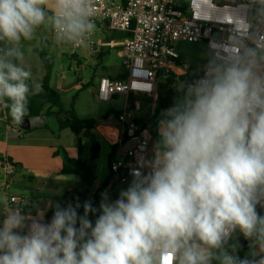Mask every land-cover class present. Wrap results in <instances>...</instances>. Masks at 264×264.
I'll return each instance as SVG.
<instances>
[{"label": "clouds", "instance_id": "9594fccd", "mask_svg": "<svg viewBox=\"0 0 264 264\" xmlns=\"http://www.w3.org/2000/svg\"><path fill=\"white\" fill-rule=\"evenodd\" d=\"M255 2L264 11V0ZM48 5L0 0V41L10 45L0 49V102L18 124L29 95L43 91L14 62L23 60L21 39L46 19L75 46L96 29L92 0H52L50 17ZM200 71L161 112L154 154L116 200L105 191L98 208L56 203L50 222L9 211L0 264H264V57L251 47L213 53ZM237 232L253 249L244 258L229 243Z\"/></svg>", "mask_w": 264, "mask_h": 264}, {"label": "built area", "instance_id": "2783aa9c", "mask_svg": "<svg viewBox=\"0 0 264 264\" xmlns=\"http://www.w3.org/2000/svg\"><path fill=\"white\" fill-rule=\"evenodd\" d=\"M92 7L95 24L129 34L121 43L125 75L120 80L100 77L96 86L99 101L110 102L116 95L124 98L115 118L117 148L109 170L111 182L125 186L148 156L152 138L149 119L155 111L159 78L183 72L174 46L202 43L210 55L217 56L245 47L264 51V11L255 0H92ZM89 36L83 37V44L95 53L97 48ZM139 96L150 99V108H140ZM15 172V164L0 157L1 193L8 192ZM6 202L17 204L18 199L9 196Z\"/></svg>", "mask_w": 264, "mask_h": 264}, {"label": "crops", "instance_id": "0c3cea01", "mask_svg": "<svg viewBox=\"0 0 264 264\" xmlns=\"http://www.w3.org/2000/svg\"><path fill=\"white\" fill-rule=\"evenodd\" d=\"M44 8L46 13L51 14V16L54 14L52 0H49V5L44 6ZM93 36H97L95 41L92 39ZM123 36L124 33L122 32H112L106 25L96 23V29L93 33H90L88 39L95 44L97 52L91 53L86 42L80 47L75 48L73 43L59 39L56 33L53 32L51 21L46 19L45 23L35 30L32 40L25 41L21 39L18 47L23 53V60L18 61L32 72V82L41 83L45 69L42 60L35 51L43 53L46 58H51L53 66L59 63L62 57L69 59V62L77 68L82 66L81 61L91 62L93 66L97 64L102 66L104 64L103 58L106 57L107 74L100 77L105 76L116 80L120 76H124L126 71L125 68L122 72L120 69V67H124L121 53ZM113 53H116V56L120 59V67H117L114 62H109ZM262 54H264V51L258 52L260 57ZM115 72L119 74H115ZM75 79L77 85L83 84L80 81L77 83L76 73ZM98 79L94 82L95 88ZM72 84L64 72L62 74H51L50 86L56 91L61 92L63 95L62 101L65 104H67L74 92ZM119 97L123 98L122 95H116L113 100L116 101ZM139 97L140 108H150V99L142 96ZM142 100L146 101L144 102L145 104L141 102ZM116 116L115 114L112 121L111 115L108 114H105L101 120L94 119L96 124L93 129L83 130L79 133L81 141L80 155L83 160H88V148L92 143H97L99 146L97 157L90 163L94 173L93 192L101 197V194L106 191L108 198H112L113 200H116V196L123 187H128L133 179L130 178L129 183L125 186L110 182L102 191H96L109 173L107 159L110 153V146L115 142L114 138L117 132L114 127ZM45 122L46 118L44 124ZM23 126V122L18 124L12 120L8 109L3 107V102H0V157L8 158L16 166V172L11 179V186L8 192H0L1 223L7 213L14 209L22 210V213L29 220L34 217L44 219L46 214L54 209L56 203L61 204L63 194L77 187L80 181L76 174H60L62 166L61 158L58 155H53L59 148H63L69 157L75 158L77 156V139L74 136L67 134L66 130L55 132L44 125L29 129H25ZM158 139L157 124L156 132L154 135L152 134L149 142L147 159H150L154 154V144ZM112 190H114V193L111 192ZM9 196L16 197L18 199L17 204L2 202L4 198H8ZM261 215H264V213H261ZM95 219H91L93 225ZM240 240L245 241L242 246L239 245ZM229 243L236 245L237 251H239V248H243L244 257L249 255L253 250L250 241L240 235L239 232L233 235ZM213 264H218V262L213 261Z\"/></svg>", "mask_w": 264, "mask_h": 264}, {"label": "trees", "instance_id": "16d2710c", "mask_svg": "<svg viewBox=\"0 0 264 264\" xmlns=\"http://www.w3.org/2000/svg\"><path fill=\"white\" fill-rule=\"evenodd\" d=\"M125 1V0H122ZM47 16H51V14L47 13ZM129 34H124L123 37H127ZM10 47V45H5L4 42L0 41V49ZM35 53L39 56L42 60L45 74L42 79V86L43 91L39 95H29L28 98V112L26 114V118L35 117V116H44L45 118L49 116H54L56 119V123L58 126V130H69L73 136L77 139V156L75 158L69 157L66 151L63 148H59L57 151L54 152L53 155H58L61 158L62 166L60 169V174H76L79 177V185L67 192H65L61 198V206L66 207L67 203L71 202L75 205L79 202L81 205L87 200H91L93 207H99V203L101 197L96 195L93 192L94 186V173L91 167V162L97 157L99 146L97 143H92L89 148V157L88 160H83L80 153H81V141L79 138V133L83 130L93 129L95 127L96 121L94 119H82L79 118L75 109L74 104L76 101L77 94L85 89L87 85H81L79 89L70 97L67 104L63 103L62 98L63 95L61 92L56 91L50 86V77L53 70V60L51 58H46L45 55L41 52L35 51ZM2 54V53H0ZM211 56V55H210ZM14 62L19 63L18 60H14ZM21 65V64H20ZM23 66V65H21ZM96 66V65H94ZM24 67V66H23ZM25 68V67H24ZM26 69V68H25ZM197 76L187 74L184 81L191 82ZM123 78V75L120 76L116 80H120ZM183 81V82H184ZM165 82V90L163 92L157 93L156 99V106L155 111L152 117L149 119L152 123L151 125V133L154 135L156 132V127L158 124L159 119L161 118V112L171 106L176 98L182 95L179 90L173 88L174 76H169L164 78ZM33 83L30 81V84ZM116 115L118 112L115 113ZM46 127V125L44 124ZM117 145L113 144L110 146V153L108 154L107 159V167H108V175L105 180L99 185L96 191H102L106 188V186L111 182L112 173L109 170L110 168V161L115 156V150ZM127 187H123L122 190H126ZM119 194L116 196L117 199ZM55 209L50 210L44 220L45 222H50L53 212ZM258 212L264 213V209L258 206ZM79 214L83 215V207L78 210ZM100 213L97 212L95 214H89V218H97ZM0 226H2L0 220ZM241 249V250H240ZM241 258L243 256V248H239V251L236 253Z\"/></svg>", "mask_w": 264, "mask_h": 264}, {"label": "rangeland", "instance_id": "374dc122", "mask_svg": "<svg viewBox=\"0 0 264 264\" xmlns=\"http://www.w3.org/2000/svg\"><path fill=\"white\" fill-rule=\"evenodd\" d=\"M44 7V6H42ZM101 35V34H100ZM97 36H93L92 39L95 41ZM175 52L179 56L182 62V71L178 72L174 76L173 88L179 90L180 84L184 81L187 74L198 76L200 74V69L204 66L209 57L210 52L207 47L202 43H189V42H179L174 46ZM264 57V54L261 55ZM106 57L103 58V65L97 64L93 66L91 62H82V66L77 68L75 65H72L69 62V59L62 57L59 63L54 64L52 74L58 73L64 74L68 77L72 85L74 86L73 94L79 89L81 84L77 85L75 83V73L77 75V83L82 82V85H87V87L81 90L76 97L74 104V109L79 118L82 119H95L101 120L105 114L111 115V121L114 120L113 117L116 112L122 107V97L117 98L116 101L102 102L99 101L96 97V88L94 82L100 78L101 75L107 74L106 67ZM109 62H114L117 67L121 66L120 59L116 56V53H113ZM124 71V67L121 68ZM115 74H119L116 73ZM164 77H160L158 80V90L157 92H163L165 90ZM72 94V95H73ZM140 97H137L139 99ZM143 104L145 100L141 101ZM68 103V102H67ZM148 114V110H146ZM45 125L47 128L58 132V126L54 116H49L46 118ZM67 134L73 136L69 130L65 129ZM90 148V147H89ZM88 148V151H89ZM114 193V190L111 191ZM110 197V196H109ZM101 201V200H100ZM109 201H114L112 198H109Z\"/></svg>", "mask_w": 264, "mask_h": 264}, {"label": "water", "instance_id": "95a60500", "mask_svg": "<svg viewBox=\"0 0 264 264\" xmlns=\"http://www.w3.org/2000/svg\"><path fill=\"white\" fill-rule=\"evenodd\" d=\"M182 3V1H181ZM44 120L45 117L40 115V116H35V117H29V118H25L23 120V127L25 129H29V128H33V127H39V126H43L44 125ZM245 243V241L240 240L239 245L242 246Z\"/></svg>", "mask_w": 264, "mask_h": 264}]
</instances>
